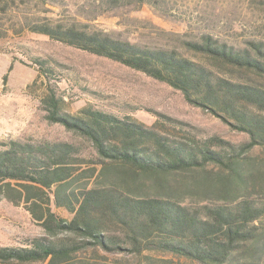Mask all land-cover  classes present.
<instances>
[{"label":"trees","instance_id":"16d2710c","mask_svg":"<svg viewBox=\"0 0 264 264\" xmlns=\"http://www.w3.org/2000/svg\"><path fill=\"white\" fill-rule=\"evenodd\" d=\"M29 28L166 82L248 140L200 136L163 114L147 125L92 104L69 113L48 81L50 59L36 57L48 81L46 118L88 142L93 154L83 155L80 142L0 138V200L22 203L45 230L21 245H0V264L68 262L86 248L156 250L192 264H264V171L250 154L264 148V86L250 80L264 77V42L237 48L204 34L185 41L201 56L193 59L81 21Z\"/></svg>","mask_w":264,"mask_h":264},{"label":"rangeland","instance_id":"374dc122","mask_svg":"<svg viewBox=\"0 0 264 264\" xmlns=\"http://www.w3.org/2000/svg\"><path fill=\"white\" fill-rule=\"evenodd\" d=\"M55 21H81L140 45L176 48L193 59L201 56L185 41L199 40L204 34L237 48L249 47L253 41L264 42V0H0V138L80 142L83 155L91 157L88 142L46 118L41 96L49 81L64 97V109L69 113L92 104L147 125L163 114L182 121L184 128L200 136L248 140L246 132L190 104L166 82L29 28L32 23ZM36 57L50 59L54 70L48 81L39 75ZM250 80L264 86L262 76ZM250 154L258 164L256 168L264 171V148L256 146ZM87 165L83 163L82 168ZM51 207L57 214L71 217L52 202ZM38 235H45V230L22 203L0 200V245H21ZM54 264L192 263L156 250L138 254L86 248L68 262Z\"/></svg>","mask_w":264,"mask_h":264}]
</instances>
